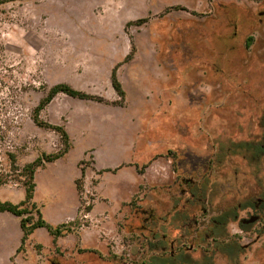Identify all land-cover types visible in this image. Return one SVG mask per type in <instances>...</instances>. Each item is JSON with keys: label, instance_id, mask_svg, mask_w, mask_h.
<instances>
[{"label": "rangeland", "instance_id": "obj_1", "mask_svg": "<svg viewBox=\"0 0 264 264\" xmlns=\"http://www.w3.org/2000/svg\"><path fill=\"white\" fill-rule=\"evenodd\" d=\"M115 66L124 98L111 84ZM58 83L120 104L60 92L40 111L43 120L66 129L71 146L36 169L33 200L46 211L74 199L72 232L61 235L59 245L27 240L0 264L154 263L161 232L165 242L183 233L186 246L211 232L197 225L178 229L169 219L156 231V200L166 212L176 191L168 158L185 150L211 157L212 184L220 174L224 206L231 203L234 174L242 179L246 170L248 152L238 143L259 136L264 112V0H15L0 6L2 201L25 197L27 177L13 166L65 149L57 131L32 119ZM118 173L128 177L125 186L102 188ZM213 194L211 212L221 201ZM189 210L202 218L195 206ZM254 231L227 228L243 244ZM260 243L240 264H264ZM187 254L195 259L198 250Z\"/></svg>", "mask_w": 264, "mask_h": 264}, {"label": "flooded vegetation", "instance_id": "obj_2", "mask_svg": "<svg viewBox=\"0 0 264 264\" xmlns=\"http://www.w3.org/2000/svg\"><path fill=\"white\" fill-rule=\"evenodd\" d=\"M260 128L259 136L255 134L253 140L251 136L246 142L238 143L248 152L246 170L241 174L242 179L238 178L240 173L234 174L233 192L229 206H224L222 202L223 185L216 178L220 174L215 175L214 184H212L211 177L215 166L211 157L202 156L193 151V154H190L185 150L179 151L177 157L168 158L170 163L169 181L173 186H176V191L167 197L169 206L166 212L158 210L160 200H156L157 211L154 210L151 215V221L156 226V231H160L159 229L164 223H168L169 219L171 220L169 225L177 221L178 229L197 225L210 229L211 232L193 239L194 242L191 244L189 242L187 246L183 233L178 231V236L165 242V232H161V237L155 244L156 253H158L156 260L181 258L188 256L187 253L190 251L198 250V256L194 259L198 262L197 264H221L220 260H224L225 264L227 262L228 264H240L243 262L242 254L245 251H252V246L256 248L255 245L258 243H264L262 235L264 233V164L262 162L264 157V112ZM260 173L263 174V181ZM212 192L213 196L221 201L211 212ZM190 206L199 209L202 214L201 219L191 215ZM232 224L239 228V234L252 235L253 227L255 237L253 240L250 237L251 241L244 244L238 242L236 240L238 235L231 237L227 233V228ZM164 242L168 244V250ZM179 242L180 244H177Z\"/></svg>", "mask_w": 264, "mask_h": 264}, {"label": "trees", "instance_id": "obj_3", "mask_svg": "<svg viewBox=\"0 0 264 264\" xmlns=\"http://www.w3.org/2000/svg\"><path fill=\"white\" fill-rule=\"evenodd\" d=\"M15 0H0V6ZM144 20H138L137 23H141ZM116 66L111 71V84L116 94L120 98L125 97V90L122 86V83L117 77ZM63 92L71 97L79 98V99H91L104 103H112V104H120V102H108L105 99L89 94L82 90H79L67 83H58L49 88L46 97L40 100L37 107L33 110L32 119L40 127H46L57 131L60 134L62 142L65 146V149L58 153L51 154H42L37 157L34 161L25 164L22 168H18L13 166L14 170L17 171L20 169L21 174H24L27 177V180L23 181L25 187V197L23 200L15 203L8 200H0V211H8L13 215L19 217L20 228L22 230L21 244L18 247L17 251H20L25 246V243L29 239L30 235L34 232V230L38 227H44L48 230L50 235L53 236L54 242L56 238L64 235L66 232L70 231L69 223H62L58 225H51L48 223L41 212V209L38 207L37 203L33 200L34 190H35V180L34 174L38 167L44 166L47 162H52L60 157H62L71 146L70 136L66 129L63 126L53 125L40 117V111L44 108V106L51 101V99L58 93ZM83 171V170H82ZM4 183L2 178H0V185ZM76 184L78 181L76 180ZM89 209V208H88ZM214 231V230H213ZM212 231V232H213ZM153 261L150 264H197L198 262L194 259H191L189 256H183L181 258H164L157 260L153 258Z\"/></svg>", "mask_w": 264, "mask_h": 264}, {"label": "crops", "instance_id": "obj_4", "mask_svg": "<svg viewBox=\"0 0 264 264\" xmlns=\"http://www.w3.org/2000/svg\"><path fill=\"white\" fill-rule=\"evenodd\" d=\"M116 145L109 144V149L111 148L113 152ZM111 159V158H107ZM69 180V179H68ZM113 180V181H111ZM115 181V182H114ZM129 182L128 177L125 176L123 173H118L117 177L109 178V180L104 181L102 183V188L110 189L113 183H116L117 187H123ZM72 183H74V179H72ZM76 204L75 200L72 199L70 203H62L57 204L54 207H50L41 210L44 219L50 223L51 225H58L62 223H68L69 219L72 218V215L75 211ZM1 212V211H0ZM0 214V259L4 261L7 255L10 253L11 250L16 251L21 244V237H22V230L20 228L19 218L12 216L13 214H7L6 211L1 212ZM3 215V216H1ZM11 215V216H10ZM2 219L4 221H2ZM40 233L39 237H35V233ZM72 231L68 233L71 234ZM61 236L56 238V244H61L59 239ZM29 241H37L42 245H49L53 243V236L50 235L48 230L44 227H38L34 230V232L30 235Z\"/></svg>", "mask_w": 264, "mask_h": 264}]
</instances>
